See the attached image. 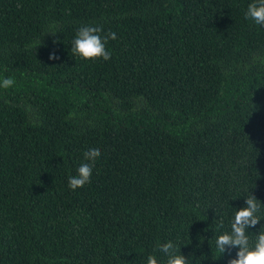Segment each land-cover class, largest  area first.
<instances>
[{
  "label": "trees",
  "instance_id": "1",
  "mask_svg": "<svg viewBox=\"0 0 264 264\" xmlns=\"http://www.w3.org/2000/svg\"><path fill=\"white\" fill-rule=\"evenodd\" d=\"M251 2L0 0V79H15L0 88V264H164L169 241L188 264L236 258L216 238L249 194L264 206ZM85 25L116 34L108 61L70 51ZM95 147L90 182L70 190Z\"/></svg>",
  "mask_w": 264,
  "mask_h": 264
},
{
  "label": "clouds",
  "instance_id": "2",
  "mask_svg": "<svg viewBox=\"0 0 264 264\" xmlns=\"http://www.w3.org/2000/svg\"><path fill=\"white\" fill-rule=\"evenodd\" d=\"M244 19L252 20L255 24L264 27V0H252L247 6ZM52 27L55 28V25ZM102 32V26H81L76 31L70 51L85 61L99 59L108 61L111 58V52L107 50L106 44L109 40L116 39V34L109 31L102 35ZM49 59H55V56L50 55ZM14 84L13 77L0 79V88L9 89ZM100 155L99 147L91 148L83 153L85 162L80 164L77 174L70 176L68 180L70 190L75 191L90 182L93 168ZM245 205L246 207L235 211L230 232H225L216 238V249L219 254L224 253L226 249H238L236 258L231 259L229 264H264V231H259L258 235H254V240L250 239L249 232H247V229L255 227L261 221L258 213L264 206L250 194L245 198ZM217 227L222 228L223 222L220 221ZM154 251L162 252L167 257L164 264H188V258L180 254V248L172 241L164 244L158 243ZM147 264H161V262L155 255H149Z\"/></svg>",
  "mask_w": 264,
  "mask_h": 264
}]
</instances>
